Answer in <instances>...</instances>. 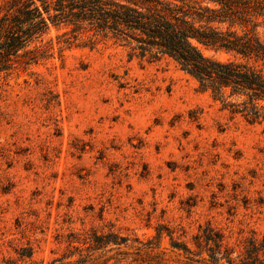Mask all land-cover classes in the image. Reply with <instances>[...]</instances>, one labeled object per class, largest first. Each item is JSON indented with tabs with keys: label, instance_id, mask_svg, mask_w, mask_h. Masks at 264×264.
I'll list each match as a JSON object with an SVG mask.
<instances>
[{
	"label": "rangeland",
	"instance_id": "rangeland-1",
	"mask_svg": "<svg viewBox=\"0 0 264 264\" xmlns=\"http://www.w3.org/2000/svg\"><path fill=\"white\" fill-rule=\"evenodd\" d=\"M64 33L51 27V56L0 79V264H81L92 231L128 239L124 255L93 252V264H208L171 241L197 254L200 228L231 246L263 236L264 124L169 59L66 45ZM27 245L32 259L19 260Z\"/></svg>",
	"mask_w": 264,
	"mask_h": 264
},
{
	"label": "trees",
	"instance_id": "trees-1",
	"mask_svg": "<svg viewBox=\"0 0 264 264\" xmlns=\"http://www.w3.org/2000/svg\"><path fill=\"white\" fill-rule=\"evenodd\" d=\"M263 26L264 0H0V79L48 59L52 46L43 38L51 27H64V35L71 34L66 45L111 42L129 57L169 59L224 109L262 125L264 41L258 31ZM200 231L193 237L197 254L182 242L171 241V247L190 255L191 263L205 261V252L208 264H264V235L252 233L231 246L220 231ZM161 234L160 227L157 238ZM83 240L88 254L81 264H93L91 253L108 248L122 256L120 248L128 241L96 231ZM16 254L31 260L33 248L27 245Z\"/></svg>",
	"mask_w": 264,
	"mask_h": 264
}]
</instances>
